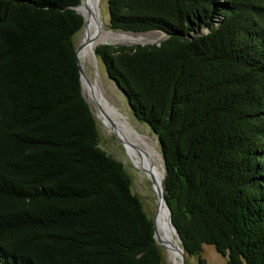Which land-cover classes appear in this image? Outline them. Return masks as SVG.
<instances>
[{
	"label": "trees",
	"instance_id": "obj_1",
	"mask_svg": "<svg viewBox=\"0 0 264 264\" xmlns=\"http://www.w3.org/2000/svg\"><path fill=\"white\" fill-rule=\"evenodd\" d=\"M81 0H0V264H166L125 165L100 146ZM108 77L162 152L188 257L264 264V0H109Z\"/></svg>",
	"mask_w": 264,
	"mask_h": 264
},
{
	"label": "rangeland",
	"instance_id": "obj_2",
	"mask_svg": "<svg viewBox=\"0 0 264 264\" xmlns=\"http://www.w3.org/2000/svg\"><path fill=\"white\" fill-rule=\"evenodd\" d=\"M108 2L109 0H100L99 7H100L101 16H102V21L105 25L106 31L112 32L113 30H111L110 24H109ZM85 27L86 25H84L83 30L76 37L77 49L80 48L83 44ZM112 33H115L116 35L126 34L123 32H115V31H113ZM127 34L135 36L137 38L144 37L147 39V41L143 44L142 43L126 44V43L106 42V43L99 44L96 47V49L102 45L136 46V45L160 44L166 38L165 34L160 33V32H150L147 34H140V35L131 34V33H127ZM96 49L94 53L90 54L85 59L84 63L82 64V67L85 73V78L83 79V92L97 120L99 136H100V146L105 152H107L109 155L113 156L117 160L121 161L125 165L127 173L132 179L133 193L136 194L140 198L147 216L151 220H155L158 214V209H159V199L157 195V192H158L157 187L146 175H144L143 173H141V171L135 168L132 160L130 159L126 151V148H125V145L122 139L117 134L112 132L111 130H108L106 126L104 125L100 117V110L92 97V93L90 90L91 86L93 84H99V87L101 88L105 97L109 99L110 103L116 106L117 109L125 116L128 123L135 130V132L138 133L140 136H143L147 140L151 141L152 144L156 145V149L158 153H160L159 155L161 156V165L163 164L162 167L163 169H165L164 160H163V156H162V152L160 149L158 139L155 136V134H153V132L148 128V126L142 124L140 121H138L135 118V116L133 115L130 109V105L128 103L126 96L124 95L122 90L119 88V86L116 83H114L106 74V69L104 65L102 64V61L96 55ZM164 173H165V170H164ZM161 247H162L165 263L174 264L170 257V253L168 249L163 246ZM200 258L206 261L205 264H228L227 258L219 254L217 250L215 249V247L210 246V245L204 246V250ZM179 259L181 261V264H183L180 257ZM199 260H200L199 257L186 256L187 264H200Z\"/></svg>",
	"mask_w": 264,
	"mask_h": 264
},
{
	"label": "bare ground",
	"instance_id": "obj_3",
	"mask_svg": "<svg viewBox=\"0 0 264 264\" xmlns=\"http://www.w3.org/2000/svg\"><path fill=\"white\" fill-rule=\"evenodd\" d=\"M82 1L79 13L86 19L83 44L82 46L80 45L79 51V59L82 64L90 54L94 53L96 47L101 43L143 44L147 41L144 37L137 38L127 33L116 35L112 33L113 31H106L99 7L100 0ZM90 90L100 110L101 120L106 128L122 139L135 168L153 181L159 193L163 189L165 169L162 167L163 164L161 165V156L156 149V145L135 132L125 116L105 97L99 84H93ZM154 221H156L155 226L158 231L159 240L167 247L173 263L181 264L179 259L180 253L178 251L180 245L177 240V234L171 224L169 210L164 202L160 203L158 214Z\"/></svg>",
	"mask_w": 264,
	"mask_h": 264
},
{
	"label": "water",
	"instance_id": "obj_4",
	"mask_svg": "<svg viewBox=\"0 0 264 264\" xmlns=\"http://www.w3.org/2000/svg\"><path fill=\"white\" fill-rule=\"evenodd\" d=\"M81 5H82V0H81V4L76 8L78 12H79V7H80ZM83 17H84V16H83ZM84 20H85L84 25H86V19H85V17H84ZM80 48H81V47H80ZM80 48L77 49V57H78V63H79V66H80L81 80H82V86H83V79L85 78V73H84V70H83V67H82V63H81V61H80V59H79V51H80ZM164 178H165V177H164ZM152 182H153V181H152ZM157 195H158V199H159V205H160L161 202H164L165 205L167 206V208H168V210H169V214H170V221H171V224H172L174 230L176 231L177 238H178V241H179L180 245H182V240H181V238H180V235H179V233H178V230H177V228L175 227V225H174L173 222H172V212H171V209H170V207H169V205H168V203H167L166 197H165L164 186H163V189H162L159 193L157 192ZM154 224L156 225V221H154ZM155 238H156V240H157V242H158L159 245H161V246H163V247H166V246H165V245L159 240L157 229H155ZM166 248H167V247H166ZM178 251H179V253H180V258H181V260H182V263H183V264H187V262H186V254H185V251H184L183 247L180 246V248H178Z\"/></svg>",
	"mask_w": 264,
	"mask_h": 264
}]
</instances>
